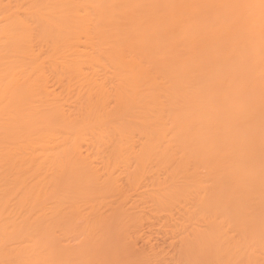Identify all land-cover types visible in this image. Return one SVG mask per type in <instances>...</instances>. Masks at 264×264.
Here are the masks:
<instances>
[{"label": "bare ground", "instance_id": "bare-ground-1", "mask_svg": "<svg viewBox=\"0 0 264 264\" xmlns=\"http://www.w3.org/2000/svg\"><path fill=\"white\" fill-rule=\"evenodd\" d=\"M0 264H264V0H0Z\"/></svg>", "mask_w": 264, "mask_h": 264}, {"label": "rangeland", "instance_id": "rangeland-1", "mask_svg": "<svg viewBox=\"0 0 264 264\" xmlns=\"http://www.w3.org/2000/svg\"><path fill=\"white\" fill-rule=\"evenodd\" d=\"M22 1H24V0H22Z\"/></svg>", "mask_w": 264, "mask_h": 264}]
</instances>
